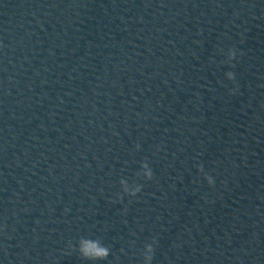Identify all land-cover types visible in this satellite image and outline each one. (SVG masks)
<instances>
[{"label": "water", "instance_id": "obj_1", "mask_svg": "<svg viewBox=\"0 0 264 264\" xmlns=\"http://www.w3.org/2000/svg\"><path fill=\"white\" fill-rule=\"evenodd\" d=\"M0 264H264V0H0Z\"/></svg>", "mask_w": 264, "mask_h": 264}, {"label": "clouds", "instance_id": "obj_2", "mask_svg": "<svg viewBox=\"0 0 264 264\" xmlns=\"http://www.w3.org/2000/svg\"><path fill=\"white\" fill-rule=\"evenodd\" d=\"M230 79H233L232 75H230ZM151 178H152V174L149 173V179H151ZM93 247H95L97 249L96 252L94 254H90L89 252L85 251L84 255L86 257L102 259L108 255L107 249L100 248L98 245H93Z\"/></svg>", "mask_w": 264, "mask_h": 264}]
</instances>
